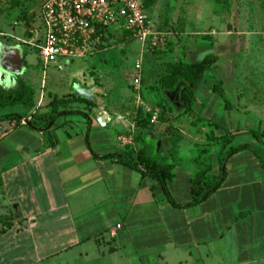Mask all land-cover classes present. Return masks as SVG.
Segmentation results:
<instances>
[{
	"label": "crops",
	"instance_id": "1",
	"mask_svg": "<svg viewBox=\"0 0 264 264\" xmlns=\"http://www.w3.org/2000/svg\"><path fill=\"white\" fill-rule=\"evenodd\" d=\"M104 37L109 39L107 33ZM227 38L215 32L214 45H205L204 58L215 57L216 63L204 74L189 109L195 126L186 157L182 151H162L164 139L144 136L134 122L139 106L124 111L106 104L99 88L92 97L72 88L62 95L48 93L46 106L51 96L74 94L94 107L86 112L74 106L89 121L60 116L47 130L43 123L29 127L31 119L24 116L30 107L0 109V243L10 240L0 264L27 259L26 264H264V39L235 46ZM48 112L46 107L38 116ZM12 114L24 126L3 120ZM225 132L234 136L231 147L249 145L256 154L228 158L222 185L196 206H170L153 180L105 159L127 154L136 159L154 145L159 149L153 157L164 156L174 166L167 184L171 198L185 206L192 200L194 176L219 177L218 141Z\"/></svg>",
	"mask_w": 264,
	"mask_h": 264
},
{
	"label": "rangeland",
	"instance_id": "2",
	"mask_svg": "<svg viewBox=\"0 0 264 264\" xmlns=\"http://www.w3.org/2000/svg\"><path fill=\"white\" fill-rule=\"evenodd\" d=\"M42 2L0 0V83L8 93L16 91L19 80L35 89L34 105L24 117L34 121L44 113L48 93L62 95L72 88L74 93L92 97L99 88L106 104L124 111L133 106L144 109L143 128L164 139L162 151H182L184 157L194 142L190 137L195 123L179 103L180 90L186 85L180 71L187 74L189 67L204 59L205 45H214L215 32L235 46L264 39V0H145L155 46L116 31L97 54L67 62L62 70L65 62L44 68L33 47L43 34ZM138 62L140 72L135 68ZM157 149L152 145L153 156L158 155ZM196 149L200 151V146ZM9 241L0 243V252L10 251Z\"/></svg>",
	"mask_w": 264,
	"mask_h": 264
},
{
	"label": "trees",
	"instance_id": "3",
	"mask_svg": "<svg viewBox=\"0 0 264 264\" xmlns=\"http://www.w3.org/2000/svg\"><path fill=\"white\" fill-rule=\"evenodd\" d=\"M18 0H13V2H17ZM41 10V9H40ZM26 22L30 20L26 17ZM110 33V32H109ZM107 32V37H111V34ZM131 35L127 32H122V35ZM108 38L102 36L103 47L104 42H107ZM216 63L215 57H206L201 62L192 65L188 68V73L183 74L180 71V74L184 76V80L186 85L180 90L179 93V103L181 108L184 111H189L190 106L194 102L195 93L197 88L200 86L204 74L211 70L213 65ZM215 92H220L219 89L214 88ZM34 90L24 81H19V86L15 92L8 93L5 92L0 87V109H6L15 106H23L32 108L34 105ZM74 106L84 107L86 112H90L94 107V103L86 98L75 96L74 94L64 95L62 97L52 96L50 97V103L47 106L49 109L48 113L35 118L34 121H27L29 127L36 129V127H45L46 130L57 118L60 116L68 117V116H84V118L89 121V116L85 112L74 109ZM226 109H230V105L226 103ZM143 111L140 109L136 111L134 122L139 130L145 135L150 134V132L146 131L143 128L142 121L144 120ZM3 120L7 121H16V127H22L24 124L23 120L20 119L17 115H7L3 118ZM43 123V126H38ZM211 127H215L219 129L214 123H209ZM40 130V129H39ZM249 135L254 138H260L263 134H257L254 132H248ZM234 136L228 132H225V136L219 139L218 144L221 146V149L218 153L217 160L220 166V175L218 178L205 176L204 173L196 175L193 177L191 181V195L192 200L188 205L179 206L174 203L171 198L167 184L172 181L173 169L174 166L172 164L167 163V159L164 156L155 158L152 155L151 149L149 146H146L142 151H139L136 154V159H133L131 154H127L125 156L121 155H111L107 156L105 159L115 160L121 164L129 166L131 169L140 172L143 177H148L153 180L163 191V195L165 200L169 203L170 206L174 208H186L191 206H196L207 200L215 191L219 189L225 179V163L228 158L232 155H236L241 152L249 151L256 154L254 149L249 145H242L236 148L231 147ZM49 140L51 145L55 144L54 136H49ZM229 147L228 151L226 149ZM197 161V160H196ZM155 186H152L151 190L154 191Z\"/></svg>",
	"mask_w": 264,
	"mask_h": 264
},
{
	"label": "built area",
	"instance_id": "4",
	"mask_svg": "<svg viewBox=\"0 0 264 264\" xmlns=\"http://www.w3.org/2000/svg\"><path fill=\"white\" fill-rule=\"evenodd\" d=\"M40 22L43 34L33 47L45 68L98 53L102 36L115 30L156 44L142 0H43Z\"/></svg>",
	"mask_w": 264,
	"mask_h": 264
},
{
	"label": "water",
	"instance_id": "5",
	"mask_svg": "<svg viewBox=\"0 0 264 264\" xmlns=\"http://www.w3.org/2000/svg\"><path fill=\"white\" fill-rule=\"evenodd\" d=\"M10 67V66H9Z\"/></svg>",
	"mask_w": 264,
	"mask_h": 264
}]
</instances>
